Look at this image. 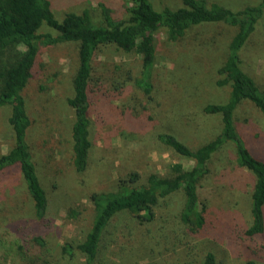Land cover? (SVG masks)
<instances>
[{
    "label": "rangeland",
    "instance_id": "obj_1",
    "mask_svg": "<svg viewBox=\"0 0 264 264\" xmlns=\"http://www.w3.org/2000/svg\"><path fill=\"white\" fill-rule=\"evenodd\" d=\"M150 1L156 9L180 5L179 0ZM209 1L235 10L260 0ZM127 2L51 0V5L58 19L66 11L88 9L93 22L104 24L99 3L109 8L111 16L124 18ZM39 32L56 34L45 24ZM234 32V27L222 22L203 23L187 32L180 43L167 40L162 29L154 32L157 43L149 94L134 81H124L127 71L138 76L140 54L105 47L97 55L102 64L94 75L110 76L115 83L102 79L96 89L91 81L96 90L89 108L91 146L81 173L71 164L73 110L66 102L72 94L77 44L42 48L38 72L29 77L22 94L31 119L27 140L50 203L49 222L44 226L33 221L20 173L0 176V228L23 239V249L16 255L0 250V264H83L74 246L83 239L93 216L91 193L115 189L131 173L138 179L128 184L139 185L150 173L169 176L172 163L190 167L193 162L160 142L157 134L170 132L195 147L219 131V115L207 114L203 107L228 98L227 87L216 84V70ZM242 48V70L264 86V23ZM9 111V105L0 106V154L14 141L7 122ZM235 122L248 138L252 153L264 159V118L245 105L239 107ZM207 165L209 171L198 188L209 222L205 234L192 233L180 219L184 198L178 191L158 199L150 221L130 211L116 214L104 230L98 258L106 264H200L206 251H212L216 264H245L248 259L264 263V231L251 237L243 233L251 222L253 175L236 164L229 143L212 154ZM2 230L0 239L5 236ZM34 235L43 239L42 246L34 242ZM64 243L73 246L70 254L62 251Z\"/></svg>",
    "mask_w": 264,
    "mask_h": 264
},
{
    "label": "trees",
    "instance_id": "obj_2",
    "mask_svg": "<svg viewBox=\"0 0 264 264\" xmlns=\"http://www.w3.org/2000/svg\"><path fill=\"white\" fill-rule=\"evenodd\" d=\"M179 1L180 5L176 7L164 5L156 9L150 0H128L124 5L127 13L124 18L111 16L109 8L99 3L105 20L102 24L92 21L88 9H82L80 13L66 11L58 19L52 11L51 0H0V106L10 107L7 122L14 138L9 149L0 154V176L6 177L11 172L19 176L20 173L31 201L33 221L44 226L49 222L50 203L27 140L31 119L22 94L29 77L38 72L41 49L63 42L77 44L72 94L66 102L73 110L71 164L76 172L81 173L87 166L91 146V94L96 92L95 88H100L99 80L115 83L110 76L94 75L102 64L97 55L105 47L114 46L125 53L140 54L138 76L132 77L127 71L124 81H134L145 94H149L157 43L154 32L162 29L167 40L180 43L187 32L203 23L222 22L235 29L216 70L219 75L216 84L227 87L228 98L225 102L207 103L203 107L205 113L219 115V131L195 147L188 146L170 132H159L157 139L190 159L193 162L190 167L184 168L180 162L172 163L169 176L150 173L146 182L139 185L128 184L138 179L136 173H131L128 181L118 182L117 188L91 193L93 216L83 239L74 246L82 255L83 264H106L105 260L98 258V252L104 230L116 214L130 211L141 220L150 221L158 199L178 191L184 198L180 219L192 233L205 234L209 222L205 206L199 202V182L209 171L207 163L212 154L226 143L233 147L236 164L247 169L254 178L249 203L251 222L243 230L244 236L251 237L264 231V159L252 153L248 138L235 122L239 107L245 105L264 118V86L242 70L240 59L245 41L264 23V0L235 10L216 1ZM42 24L55 30L56 34L39 32ZM91 81L97 84L95 88ZM2 229L5 236L0 239V250L16 255L23 249V239L12 237L6 227ZM33 240L39 246L44 244L38 235H34ZM72 248L71 243H64L61 247L68 254ZM200 264H216L214 253L206 251ZM245 264L264 263L248 259Z\"/></svg>",
    "mask_w": 264,
    "mask_h": 264
}]
</instances>
